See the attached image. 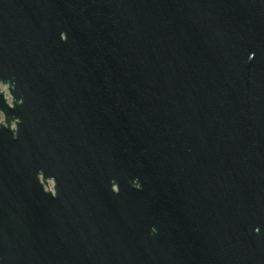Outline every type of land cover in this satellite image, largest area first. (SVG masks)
Here are the masks:
<instances>
[{
  "label": "water",
  "instance_id": "95a60500",
  "mask_svg": "<svg viewBox=\"0 0 264 264\" xmlns=\"http://www.w3.org/2000/svg\"><path fill=\"white\" fill-rule=\"evenodd\" d=\"M0 80V264H264V0H0Z\"/></svg>",
  "mask_w": 264,
  "mask_h": 264
},
{
  "label": "clouds",
  "instance_id": "9594fccd",
  "mask_svg": "<svg viewBox=\"0 0 264 264\" xmlns=\"http://www.w3.org/2000/svg\"><path fill=\"white\" fill-rule=\"evenodd\" d=\"M61 38L67 39L66 34L62 33ZM0 94H2L4 100L6 101V103L10 107H15L16 97L13 94L10 81L6 82L4 80H0ZM19 124H20V118L19 117L13 118L9 123V121L7 120L6 113L3 110H0V125H3L4 127L10 128V130L13 132L14 135L17 134L19 131ZM137 187H139V185H137ZM43 190H44V188H43ZM45 192L51 193V195L53 197H55L57 195V193L48 192V191H45ZM117 192H119V191H117ZM153 231H155V229H153Z\"/></svg>",
  "mask_w": 264,
  "mask_h": 264
},
{
  "label": "rangeland",
  "instance_id": "374dc122",
  "mask_svg": "<svg viewBox=\"0 0 264 264\" xmlns=\"http://www.w3.org/2000/svg\"><path fill=\"white\" fill-rule=\"evenodd\" d=\"M50 186L53 187V183L52 182H50Z\"/></svg>",
  "mask_w": 264,
  "mask_h": 264
}]
</instances>
